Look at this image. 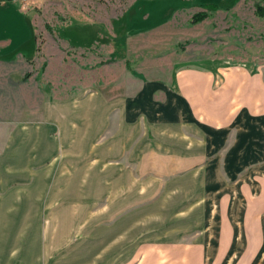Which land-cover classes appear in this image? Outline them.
Returning a JSON list of instances; mask_svg holds the SVG:
<instances>
[{
	"label": "crops",
	"instance_id": "1",
	"mask_svg": "<svg viewBox=\"0 0 264 264\" xmlns=\"http://www.w3.org/2000/svg\"><path fill=\"white\" fill-rule=\"evenodd\" d=\"M143 1L154 0H137L132 14ZM8 2L0 0V62H30L38 46L33 38L31 19L21 3L14 8L12 2ZM159 3L162 4L154 6L159 7L156 13L163 12L154 24L164 18L163 21L155 27L127 34V19L122 39L112 43L115 47L110 52L115 48L114 54L121 56L129 46L131 55L146 56L140 53L138 37L160 29L166 31L180 10L168 2ZM142 16L147 18L145 13ZM140 20L137 18V23ZM86 27L79 26V29ZM84 32H90L87 40L83 38ZM62 36L76 49L106 48V36L103 38L90 27L78 31L76 36ZM152 63L160 65L157 60ZM174 73L171 77L165 76L163 71H155L147 83L131 76L132 83L124 90H118L121 87L115 82L117 78L97 80L96 88L82 95L78 113L83 121L80 125L73 124V117L78 115L74 110L62 109L60 115H53L64 119L60 126L53 123V134L59 138H53V159L49 166L57 163V144L65 133L73 139L77 135L83 143L87 138L83 145L84 156L91 151L90 133L95 136L102 133L107 117L116 118L114 136L122 135L123 126L133 128L141 122L147 125L152 141L142 134L143 141L148 140V153L132 154V160L136 164L139 157L144 160L146 176H167L179 184L190 182L193 191L185 196L193 198L192 205L185 204L189 205L186 211L178 215L195 217L194 225L199 227V233L190 242L142 243L131 253L130 259L124 261L114 252L112 264H161L159 261L166 262L163 264H264V76L252 77L246 71L221 63L203 66V62L182 65ZM219 79L224 87L215 92L213 84ZM122 91L126 92L123 97ZM24 113L32 118L43 114L42 102L35 103L33 109ZM22 121L17 120L12 127L0 124V264H90L89 245L85 247L83 240L75 242L74 239L75 229L83 235L87 224V216L83 214L90 212V196L79 194L77 188L68 195L70 200L63 201L59 190L53 188V208L47 207L53 209L49 213H53V219L43 222L36 215L42 208V196L37 189L9 187L8 176H16L11 174L10 165L19 163L10 161V149H27L26 160L37 165L30 170V176L43 175L41 139L45 130L33 124L34 120ZM99 159L103 160L102 156ZM24 164L26 166V161ZM20 173L26 176V168L22 167ZM152 179L158 180L157 177ZM39 184L38 181L34 186ZM179 186L178 189L173 187L177 196L186 188ZM142 193L145 197L152 194L149 189ZM100 224L99 230L105 227V221ZM98 250L97 264H107L105 249L100 251L98 246ZM170 261L173 262L167 263Z\"/></svg>",
	"mask_w": 264,
	"mask_h": 264
},
{
	"label": "rangeland",
	"instance_id": "2",
	"mask_svg": "<svg viewBox=\"0 0 264 264\" xmlns=\"http://www.w3.org/2000/svg\"><path fill=\"white\" fill-rule=\"evenodd\" d=\"M136 1L8 2H12L14 8L22 4L23 10L31 19V28L35 34L33 38L37 40L38 46L35 58L30 62L17 60L8 64L0 62V124L12 127L16 126L14 122L17 120H23L22 123L34 120L33 124L37 123L43 126V131L45 130L41 139L43 175L30 176V170L34 169L33 167L37 168V165H32L26 160V154L29 152L27 149H10V161L19 163L10 165L11 174L15 173L16 176H8L9 187L37 189L42 196L40 201L42 208L36 215L40 216L43 222L53 219V213L49 214L53 209H48L51 206L53 208V188L59 190V194L62 195L60 199L63 201L70 200L71 197L68 195L77 188L79 194L90 196V212L83 214L87 216L85 219L87 224L82 230L83 235L77 233L78 229H75L74 235L75 242L83 240V246L89 245L90 264H97L98 246L100 251L105 249L107 253L106 263L112 264L114 252L120 254L121 257L118 259L128 260L131 253H134L136 247L142 243L194 241V235L199 233V227L194 225L195 217L178 215L180 211L185 212L186 207L192 205L193 198L186 197L185 193L193 191V187H190V182L179 184L174 180L170 181L167 176H146V163L139 157L136 164L132 160V154L147 155V141H152L147 125L140 122L133 128L123 126L122 135L114 136V127L117 123L114 117L106 118L105 130L99 135L90 133L89 155L86 153L82 155L87 138L83 143L77 135L73 139L72 135L63 134L62 140L57 144L59 146L56 151L57 163L54 167L53 163L49 166L50 159H53V138L55 140L59 138L53 134V123L58 126L64 119L62 116L53 115L58 113L60 115L62 109L80 113L82 95L89 89H95L98 85L96 81L104 77L117 78L115 82L121 87L118 90H124L128 84L131 85L132 81H129L131 76L141 78L147 83L155 71H163L165 76L173 77L174 72L182 65H192L194 62H203V66L221 63L238 71H246L252 77L264 76V18H259L255 14L256 5L264 7V0L143 1L132 14L131 10ZM159 2L176 5L175 7L180 10H177V15L166 31L160 29L136 38L139 40L138 47H142L140 53H146V56L138 58L131 55L129 46H126V54L121 56L114 54L115 48L110 52L111 48L115 47L112 43L122 39L127 19V34L155 27L163 21L164 18L154 24L163 12L156 13L159 7L156 9L154 6L162 4ZM207 4H217L219 9L215 12L206 11L203 7ZM200 12L207 13V18L191 25V17ZM144 13L147 18L150 17L148 21L147 18L143 19ZM137 18L142 20L137 23ZM79 26H88L96 34L106 36L105 50L102 47L80 50L81 48L70 46L62 35L76 36L78 31H85L88 28L79 29ZM89 33L84 32V40L88 39ZM79 43L82 44L80 40ZM146 57L156 58L147 60ZM156 60L160 65H153L152 61ZM26 74L28 77L25 79ZM112 87L114 86L110 85V88ZM223 87L220 79L213 84V89H217L215 92ZM125 93L122 91L120 95L123 97ZM40 101L43 105V114L32 118L24 113L30 111V108L33 109L35 103ZM82 122L79 114L73 117L75 126ZM123 128L126 129L125 133ZM142 134L148 137L147 141H143ZM26 143L29 144L27 141ZM115 146H118L117 149ZM120 151L121 154L118 153ZM99 156H102L103 160H100ZM22 167L26 168V176H21ZM45 173L48 174L44 175ZM154 177L158 180H153ZM38 181L39 186H34ZM179 185L186 188L177 196L173 187L178 189ZM148 189L152 193L149 197L140 194L141 191L146 193ZM187 203L189 205L185 206ZM101 221H105V227L99 230ZM171 262L173 261L167 263Z\"/></svg>",
	"mask_w": 264,
	"mask_h": 264
},
{
	"label": "trees",
	"instance_id": "3",
	"mask_svg": "<svg viewBox=\"0 0 264 264\" xmlns=\"http://www.w3.org/2000/svg\"><path fill=\"white\" fill-rule=\"evenodd\" d=\"M203 8L206 11L215 12L219 9V6L217 4H207ZM255 14L259 18H264V7L256 5ZM205 18H207V13L205 12L196 13L191 17L190 24L195 25L197 23L202 22ZM26 77H28L27 74L25 75L24 78L26 79Z\"/></svg>",
	"mask_w": 264,
	"mask_h": 264
},
{
	"label": "built area",
	"instance_id": "4",
	"mask_svg": "<svg viewBox=\"0 0 264 264\" xmlns=\"http://www.w3.org/2000/svg\"><path fill=\"white\" fill-rule=\"evenodd\" d=\"M12 1H17V0H12ZM19 1H20V2L22 1V2H23V1H28V0H19Z\"/></svg>",
	"mask_w": 264,
	"mask_h": 264
},
{
	"label": "water",
	"instance_id": "5",
	"mask_svg": "<svg viewBox=\"0 0 264 264\" xmlns=\"http://www.w3.org/2000/svg\"><path fill=\"white\" fill-rule=\"evenodd\" d=\"M8 1H10V0H8Z\"/></svg>",
	"mask_w": 264,
	"mask_h": 264
}]
</instances>
